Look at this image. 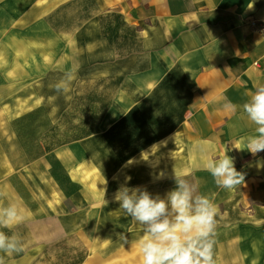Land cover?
Returning a JSON list of instances; mask_svg holds the SVG:
<instances>
[{"label":"rangeland","instance_id":"obj_1","mask_svg":"<svg viewBox=\"0 0 264 264\" xmlns=\"http://www.w3.org/2000/svg\"><path fill=\"white\" fill-rule=\"evenodd\" d=\"M145 5L0 0V208L14 203L21 211L0 231L16 233L23 247L0 251V264H140L131 241L142 228L113 194L130 176L129 187L165 197L176 187L174 168L216 205L217 264H264V219H250L255 203L246 197L261 152L241 164L224 133L203 134L199 117L184 113L175 87L161 95L130 88L132 72L149 70L146 56L132 65L123 49L133 33L147 34ZM66 73L68 91L57 92ZM225 153L245 176L231 190L204 167L207 155Z\"/></svg>","mask_w":264,"mask_h":264},{"label":"crops","instance_id":"obj_2","mask_svg":"<svg viewBox=\"0 0 264 264\" xmlns=\"http://www.w3.org/2000/svg\"><path fill=\"white\" fill-rule=\"evenodd\" d=\"M122 1L146 4L148 13L147 34L133 33L136 38L123 46L132 65L142 54L148 59L147 75H129L132 91L148 85V92L154 87L161 95L162 90L175 87L184 113L199 117L203 134L215 131L219 139L224 133L232 146L240 148L241 164L251 162L255 157L244 148L255 125L240 106L255 86L264 84V0ZM248 18L259 23L252 26ZM142 37L146 43H140ZM174 75L179 80H173ZM229 101L237 105V111L224 108ZM259 156L253 172L256 178L246 197L255 203L247 211L250 219L262 220L264 151Z\"/></svg>","mask_w":264,"mask_h":264},{"label":"clouds","instance_id":"obj_3","mask_svg":"<svg viewBox=\"0 0 264 264\" xmlns=\"http://www.w3.org/2000/svg\"><path fill=\"white\" fill-rule=\"evenodd\" d=\"M71 79V73H66V80L55 85L56 91L66 93L67 82ZM240 107L255 125V132L246 137L244 148L255 155L264 151V84L255 86V91ZM224 108L230 112L237 111V105L230 101ZM152 150L155 154L158 146L153 145ZM174 154L171 153V156L175 159ZM141 156L145 159L144 153ZM204 167L217 187L231 190L244 182V174L237 171L233 158L227 153L220 157L207 155ZM163 176L164 173L160 172L159 177ZM174 179L176 187L165 197L159 194L153 196L142 186L129 187L130 176L113 194L119 209L142 228V237L138 241H131V248L138 247L140 264H217L214 258L215 203L207 195L196 194L193 185L175 168ZM20 219L21 211L16 204L10 203L0 208V228L11 229ZM119 238L128 243L126 236L120 235ZM0 251L6 254L23 251L19 236L0 231Z\"/></svg>","mask_w":264,"mask_h":264},{"label":"built area","instance_id":"obj_4","mask_svg":"<svg viewBox=\"0 0 264 264\" xmlns=\"http://www.w3.org/2000/svg\"><path fill=\"white\" fill-rule=\"evenodd\" d=\"M250 23L252 26H256L259 22H257L256 20H251ZM262 32L264 33V22H262Z\"/></svg>","mask_w":264,"mask_h":264}]
</instances>
